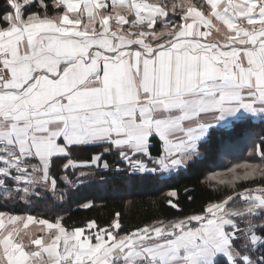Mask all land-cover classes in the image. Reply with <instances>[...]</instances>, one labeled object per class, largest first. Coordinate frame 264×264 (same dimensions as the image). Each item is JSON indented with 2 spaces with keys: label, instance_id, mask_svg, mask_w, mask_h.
<instances>
[{
  "label": "snow or ice",
  "instance_id": "snow-or-ice-1",
  "mask_svg": "<svg viewBox=\"0 0 264 264\" xmlns=\"http://www.w3.org/2000/svg\"><path fill=\"white\" fill-rule=\"evenodd\" d=\"M5 2L0 208L62 199L100 168L170 174L214 133L264 122V0ZM260 157L211 176L231 191L198 213L131 231L120 213L70 229L0 211V264H264Z\"/></svg>",
  "mask_w": 264,
  "mask_h": 264
},
{
  "label": "trees",
  "instance_id": "trees-1",
  "mask_svg": "<svg viewBox=\"0 0 264 264\" xmlns=\"http://www.w3.org/2000/svg\"><path fill=\"white\" fill-rule=\"evenodd\" d=\"M5 7V0H0V12ZM262 150L264 122L249 118L238 122L227 133H214L207 148L201 149V156L179 171L163 176H133L123 170L117 172L114 167L100 168L97 174L83 177V182L75 188H65L66 195L62 199L57 193L53 197L33 200L28 207L9 206L0 211L32 214L49 221L60 218L70 229L83 227L89 221L107 226L114 222L115 214L120 213L121 231H131L156 219L169 220L182 213H198L207 202L218 200L231 191L228 186L211 180V176L228 174L236 164L262 163ZM77 156L87 160L89 153ZM109 163H113V158H109ZM245 183L249 182L240 181L238 185ZM170 191H176L177 196H169ZM170 200L179 204V211L170 206Z\"/></svg>",
  "mask_w": 264,
  "mask_h": 264
},
{
  "label": "crops",
  "instance_id": "crops-1",
  "mask_svg": "<svg viewBox=\"0 0 264 264\" xmlns=\"http://www.w3.org/2000/svg\"><path fill=\"white\" fill-rule=\"evenodd\" d=\"M193 2H199V0H193ZM255 120H258V119H255ZM37 219H39V218H37ZM39 227H40V225L38 223L37 224H32V225H29L28 229H26L25 231L32 232L36 236L44 235V233H42V232H40L38 230Z\"/></svg>",
  "mask_w": 264,
  "mask_h": 264
},
{
  "label": "rangeland",
  "instance_id": "rangeland-1",
  "mask_svg": "<svg viewBox=\"0 0 264 264\" xmlns=\"http://www.w3.org/2000/svg\"><path fill=\"white\" fill-rule=\"evenodd\" d=\"M243 169H237V173H242ZM228 178H231V173L229 172L228 174H226ZM224 178V177H221Z\"/></svg>",
  "mask_w": 264,
  "mask_h": 264
}]
</instances>
